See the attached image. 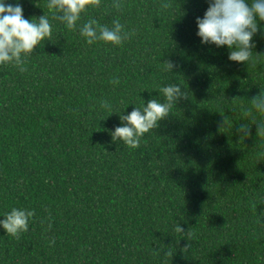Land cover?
<instances>
[{
	"label": "trees",
	"instance_id": "obj_1",
	"mask_svg": "<svg viewBox=\"0 0 264 264\" xmlns=\"http://www.w3.org/2000/svg\"><path fill=\"white\" fill-rule=\"evenodd\" d=\"M20 2L28 19L51 15L46 0ZM111 5L73 30L53 21L51 41L0 67V215L35 211L27 232L0 229V264H264V113L253 103L264 35L237 64L196 36L206 0ZM90 19H118L128 38L87 45ZM168 83L186 98L138 147L113 142L116 113L162 99Z\"/></svg>",
	"mask_w": 264,
	"mask_h": 264
},
{
	"label": "clouds",
	"instance_id": "obj_2",
	"mask_svg": "<svg viewBox=\"0 0 264 264\" xmlns=\"http://www.w3.org/2000/svg\"><path fill=\"white\" fill-rule=\"evenodd\" d=\"M206 3L208 7L203 16L195 21L200 44L226 47L230 62L248 65L256 47L254 37L258 33L264 35V0H206ZM100 6L101 0H46L45 7L51 15L43 11L38 18L28 19L24 16L20 0H0V67L21 66L38 46L51 41L53 21L73 30L83 13ZM111 6L120 10L123 0H112ZM79 35L87 45L102 41L117 46L129 34L118 19H114L111 26L99 25L95 19H90L79 26ZM165 64L172 72L175 65L171 62ZM112 83L119 84V80ZM161 93L162 99H149L146 103L143 100L141 107L135 106L128 114L113 112L118 115L120 124L109 130L112 141H121L131 148L138 147L141 138L157 128L171 109L186 98V92L178 83L163 85L158 94ZM253 103L256 112L264 113V91L260 90ZM102 107L111 109L107 101L102 102ZM256 124L258 133H264V123ZM237 131L247 136L250 127L242 124ZM34 216V210L13 207L0 215V229L8 235L18 236L28 231ZM178 230L182 232L179 225Z\"/></svg>",
	"mask_w": 264,
	"mask_h": 264
}]
</instances>
